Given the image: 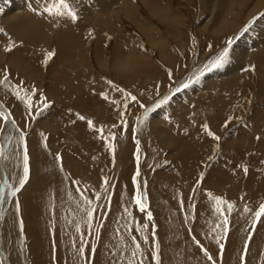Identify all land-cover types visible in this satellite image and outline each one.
Segmentation results:
<instances>
[{
  "label": "bare ground",
  "instance_id": "1",
  "mask_svg": "<svg viewBox=\"0 0 264 264\" xmlns=\"http://www.w3.org/2000/svg\"><path fill=\"white\" fill-rule=\"evenodd\" d=\"M52 1L53 0H12L10 4L11 6L14 7L12 10L13 12L12 11H11L12 13L9 12L10 14H8L7 16L3 18H5L6 23H8L7 24L8 30H10L11 34L15 36V38H17L19 41L22 40L27 43H31L32 46H35L36 44H38L36 46H39L40 44L42 45V48L43 46L49 47L48 50H46V53H52L54 52V50H56L54 55L47 56V60L50 61L49 62L50 64L48 63L47 66L51 65V71H50L52 72L51 77L52 79L56 77L54 79V83H57L58 88L59 86H61L62 90H60L58 94H54L50 96V94L47 93L45 96L49 98H55V99L58 97V95L60 97H63V98H60L61 100L60 99L58 100L67 102L68 110L65 112L66 114L64 115L65 120L70 119L72 115H76L79 119H80V116H83L85 117V119L82 120V123L71 120L69 122V125L71 127H68L67 125L64 126L61 124L54 125V123H51L52 120L49 121L47 119H44L41 123L40 122L38 123V121H41V120L37 121V120L32 119L29 122V124L25 126V124L28 122V115L30 113H33L32 109H37V106H38V105H32L34 104V99H36L35 95L30 93V91H28V89L25 87L21 86L17 88L16 85L12 83V80H11L15 77L13 78L8 77L9 81L7 82L8 87L10 86L9 88L11 89L12 94H10V92L6 90L8 87L5 88L3 85H0V95L4 97L5 102H7L9 106V108L7 109L11 110L10 111L11 113L7 109L5 111H7V113H9L10 116L12 115L11 117L13 118V120L16 118L15 120H17V122L16 121L15 122L18 123V126L20 127L16 131L19 133L22 132L23 134H25L24 137L27 143V148H28V153H29V167H30L29 181L25 184L24 188L20 192L17 193V196L16 197H13L11 195L7 196L6 192L4 193L6 194L5 195L6 197L3 199L2 203L5 202V207L7 209V212L3 216L4 217L3 219L6 218V221H8V224L10 220V223H11L10 230L13 229V225H16V224L18 225V223H20V221L22 220L23 228L25 229L24 239H26L25 242L22 241V246H23L22 252L23 253L21 255L20 253L18 254V252L15 249L12 233L5 232L4 240H5V243H7L8 248H9L8 255L10 256L11 262L14 264H128V260H130L129 258H132L130 257L132 255L129 253L130 243L132 242L133 245H135L136 242L140 240L139 241V243H141L140 249L142 251V254L146 256V260L144 262L141 259L140 257L142 255L141 251H138L137 255L134 258H132V261H130L129 264H141V262L144 264H155L153 262L154 254L152 251L153 250L152 249V236L150 235L149 231L146 232V230H148L147 228L144 230V234H141V232L139 231V227H138V226H142L145 224L140 219V215H143L142 212H140L139 209H137L138 206L136 205V203H134L135 195H136L134 184L138 177L137 176L138 171H136L137 168H136V163L134 160L135 157L133 155L134 150L136 149L135 144L133 147L134 142L130 141V144L127 145V142L124 139L123 140L121 139V141L118 143L117 148L115 149L116 158H115V162L113 163L115 173H113L110 176L107 175L108 174L106 172L107 169L105 170L102 164L103 162L102 157H106V156L98 152H95L93 154V157H91L92 158L91 164H93L92 165L93 168L91 171H89L90 172L89 175L91 176V174L93 173V169L95 165H96V171L93 175V178L90 177L91 180L89 181L87 180V182L82 180L85 174L81 173L79 169L73 164H71V161L67 160L65 157V154L68 153L67 145H71V143L72 144L78 143L75 138L80 139L81 148L77 146L76 148L73 149V153L74 152L76 153V151L78 152L79 150H81L85 154H87V151L90 148L88 143L92 144V141L89 140L90 138H92L91 137L92 131L96 127L98 128L101 127V124L98 121L96 109H89L87 105L88 104L87 101H82L81 103H78L76 100L77 94H80L81 91L84 89L83 81L92 76H95L92 71L94 70L95 72H98L94 64L91 62L89 55L93 57L94 59L99 60L100 62L108 61L107 59L109 56L103 52L104 42L103 43L100 42L101 39L102 40L105 39L107 41L109 36L113 37L110 40H108L109 43H111V45L113 43V39H116L115 45L110 50H111V55L114 57V60H115L113 62L112 73L117 75L118 72L126 73L127 71H129V69L131 68L129 67L130 65L132 66L135 65V66H139L140 68H143L142 63L137 64V62L140 60H146V59L148 60V58H150V53L152 50L150 48L145 49V46L147 45H145V42L140 40L142 36L146 38H150V39H154V38L156 39L160 37L161 39H163L166 37L165 30H164V33L162 32L161 34V31L159 28L160 26L158 27L157 25L156 27L155 25L149 26L150 25L148 24L149 21L146 24L145 20L147 19L143 17L144 14L142 15V12H141L142 10L141 6L143 5L147 6L146 7L148 9L147 13L152 14L153 16L161 20V22H163L164 25L169 24V21H172V24H174V26L178 30V33H175V34L170 33L169 35H171L170 38H172V41L174 40L178 42L177 47H179L182 50V54H181L182 58H179L176 61H170L168 57L165 60V63L168 65H172L176 68L180 67V70L178 69L179 70L178 73L183 72V70L188 67L189 69L190 68L196 69L198 66H201V62L203 58L206 57L212 45L207 44V46L205 45L204 47H200L201 52L196 54V51L198 52V49L194 48V44H193L194 42L192 43V40L190 39V36L192 33H191V30L189 31V29L191 27H188L189 23L187 22V18L182 16L184 15L185 12L183 13L181 12V14L179 13V8L181 6L175 4L176 0H74V6L76 7L75 11H77V17H78L75 20L67 16L57 17L47 12H44V9L46 7L51 6ZM56 1L58 2V0ZM182 1L184 2L182 3V5L187 2V0H182ZM199 1L200 2L203 1L202 5L207 7V11L205 10L200 11V15H201L200 20L203 21L202 23H199V24H202L201 29H199L200 33H203L206 30V28H209V35L213 39L214 38L220 39L219 36H223L222 32H227L228 35H230L234 31L235 32L239 31L241 35L239 40L237 38L238 41L235 40L233 43H230V47L228 48L230 57L228 56L227 63H225L223 67L219 69H215V71H211V73L207 72V74L205 75L207 77L206 81L213 82L211 83L212 86L216 84L220 86L222 89H227L231 91L233 88H236V84L240 80L239 76L247 75V71L249 72L253 71L251 70V68L250 69L245 68L247 62H252L253 63L252 66H254V68L257 70L258 69L263 70L264 68V14L261 15V17H259L260 14L264 12L262 11L263 8L261 9L262 1L261 0H251L250 1L251 7L248 8L247 15L246 13L244 15L245 16L254 15V13L256 11H259L260 9H261V12L260 14L250 19L254 23H251L248 21L245 26L243 25L244 20L240 22L241 19L239 18V17L241 18L243 17L241 16L242 15L241 3L244 2L245 0L244 1L243 0H199ZM246 1H249V0H246ZM190 4L192 5V3ZM20 5L25 6L27 9L22 10L21 7H19ZM33 8L37 9V11L34 12ZM100 8H103V9L99 10ZM105 8L108 10L107 12L108 17L107 18L105 17L106 19L102 18L103 15L98 13L100 11L104 13ZM185 9L186 8L184 7V10ZM107 10H105V12ZM193 10L195 9L193 8ZM13 14L14 15L16 14V16L13 17ZM185 16H187V14ZM147 17L149 16L147 15ZM101 18L103 20H101L100 23H93L94 20L98 21ZM40 19L47 20V21L43 22ZM128 19H130V21H128ZM148 20H150V18H148ZM127 22L132 23V25L135 24L136 27H134V25L133 27L130 26L129 23ZM248 23L250 26H247ZM158 25H161V23H159ZM95 26H99V27L97 28ZM93 27H95L96 30H94ZM137 34L140 35L141 37L140 39L139 37L137 38ZM193 34H194V31H193ZM165 40H166L165 42L167 43L166 38ZM162 41L163 40L159 42L163 43ZM166 43L164 44V46L166 45ZM188 43H191L190 46H192L193 48L187 47L186 44ZM177 47H176V50H177ZM27 50L29 53L31 52L29 51V49ZM174 50L175 49H173L172 51ZM82 51H83V56L81 55ZM55 54L57 56H55ZM100 54H101V57H99ZM42 55H45L43 51L41 52V56ZM15 58L16 57L14 53V56L11 55L10 60H9L12 63L14 70L21 72V71H24V69H28L25 66L28 64L17 61L15 60ZM84 61H85V66H83ZM25 62H28V61H25ZM30 62H33V61L31 60L28 63ZM147 63H148L147 61L146 63L144 62V64H147ZM150 63H151V60H150ZM32 64H33L32 66L30 65L29 66L34 71H38L37 69H39V65H37L35 62H33ZM244 64H245V67H244ZM165 65H163L164 67L163 66L161 67L163 68L162 72H166L168 70L167 65L166 66ZM55 66L58 67L59 70ZM87 66L91 67V70H92L91 73H89L88 75L85 74V69ZM202 66L204 67L205 65H202ZM186 70H185V73H186ZM5 73L6 71H3L2 76ZM45 74H42V75H45ZM66 80L68 82H66ZM262 80H263V83H260L261 93L258 94V99L264 100V75H263ZM57 81H60L61 84ZM251 83H254V82H251ZM251 85L254 86L253 84ZM184 90L185 89L181 90L183 91L181 96H180L181 91L177 92L176 89L175 91H170L172 92V94L169 93L168 95L170 96L169 101L171 104L167 103V106L161 108L160 110L156 111L154 109L153 111L148 112L151 122L153 123L151 124L155 126L156 129H157L159 120L163 117L165 112L169 111L170 108H172L173 106L177 108V106L181 103L184 105L187 104V102H184L183 100H186V101L189 100L190 97L192 96V91H189V93H187ZM16 91H19V97H17V95L15 96ZM43 91H44V88H43ZM14 92L15 94H13ZM20 97H24V99H21ZM216 98L218 99L217 100L218 105L222 104L219 102H221L223 99L225 100L228 99V98L221 97V96L220 97L216 96ZM229 99L226 100V102L224 103H228L230 106H232V108L230 109V111H232L234 106H233V103L231 102V98ZM26 101L30 104L28 105ZM154 105H152L150 108H152ZM59 106L63 109L62 104H59ZM212 106L211 108L207 110V112L209 113L208 115L209 120H210L209 123L212 122L213 123L212 126H214L211 129L212 133H214V130L215 131L217 130L216 134L214 133V135L220 137L219 140H221L224 143V152L228 151L231 153V155L228 154V156L226 157L228 163L225 162V164L226 163L231 164L233 167L234 163L236 164L238 162L243 168L246 169L250 160L252 159V158L249 159V157H252V151H251L253 149L252 140L255 136L253 137V135L251 134L254 131L264 128L262 127L264 125V104H262L263 106L262 107V106H258V104L255 103L254 104L255 110L251 111L248 114V116L245 118L246 120L244 121L240 119V121H238L237 124H235L234 126H231V125L222 126L225 120L226 121H231V120H229L228 117L227 118L224 117L225 112L218 114L217 112L218 106L216 108V111H215V108L213 109ZM188 107H189V104H188ZM142 108L143 107H140V109H138L139 111H136V112H140ZM246 112L248 113V111ZM22 115H25L23 122L20 120V118H22ZM199 116H200L199 118L203 119L201 113H199ZM205 116L207 118V115ZM164 117H166V114L164 115ZM178 117L179 115L177 113L174 115H171V118H172L171 121L172 120L175 121L174 119ZM218 117L220 119H218ZM53 120H54L53 122H55V119ZM141 120L142 119H140V121ZM88 121H92V124L89 125ZM114 121L116 120H112L110 121V123L116 124ZM163 121L164 119L162 120V122ZM171 123L169 125H171ZM2 127L5 128V125H3ZM157 131L159 130L157 129ZM97 133L99 136H101L99 134V131ZM74 134L75 135L77 134L76 137L73 136ZM15 138H18L17 134ZM131 138H132V135H131ZM199 139L201 140V138ZM204 140L206 139L204 138ZM16 142L17 144H19L20 142L21 149L18 153L15 154L16 155L15 158L17 157L20 158V163L18 167L19 172L15 175V178L13 176L14 180L12 179L13 182H11L13 187L18 186V179L19 177L22 176V169H23L22 153H23L24 143L19 138H18V141L16 140ZM51 142H56L53 148L50 145ZM234 144L235 146H233ZM170 145L171 144H169V146ZM10 149H11V146L7 149V154L11 153ZM154 149L155 148H152V151H147V148H145V150H142V153L140 152L141 155H144V157L142 158V162L144 163L143 164L144 169H142V173L139 175L140 187H142L141 191L143 189L148 188V191H145V190L144 191L149 192L150 199L151 197L160 198V199L162 198L170 199V197L173 196V193L175 192L174 191L175 186L163 185V182H161V179L158 176L153 175L152 177H149V174H148L149 172L146 171V167H145L146 163H147L146 166H149V163H150L149 161L154 162L152 160L154 157ZM206 149L207 151H205L206 153L204 154L203 157H205L206 159H209V157L211 156V152L209 151V146L208 148L206 145L202 146V151ZM12 157H13V154L11 155V158ZM189 160L191 162L196 161L192 157ZM7 163L8 161H4V164L2 163V169H4L6 173H8L7 168H9L7 167ZM11 164L12 163H10V166ZM185 164L187 163L184 162V165ZM262 164L264 163L262 162ZM230 169L229 171H231ZM0 170H1V167H0ZM237 173H240V170L235 169L234 173L232 172L230 177L223 176V175L218 176V178H215L213 182L212 180H210V185H212V187L217 188V190L219 189L220 191H222V193H225V195H226V192L227 193L229 192V194L232 191L237 192V190L234 191V189H236L235 185L231 189L232 187L231 178L232 176H234V174H237ZM251 174H252V171L250 170V173L248 175L250 176ZM257 174H260L261 176L263 173H260L259 171L257 172ZM7 175L8 174H6V176ZM97 176L98 178H96ZM176 177L178 178L177 181H179L182 178L177 175ZM105 179L108 180V184L104 183ZM228 182H230L231 186L227 184ZM192 183L190 184V187L189 186H187V188L185 187L187 189L188 194L187 195L184 194V198H182V202L184 201V203L182 204H187L185 202V200L189 199L187 196L192 195L190 194L191 190L194 188V185ZM145 184L147 185L146 187H144ZM203 185L201 187L202 189L201 198L197 204L190 205L191 210L192 209L195 211L198 210L200 208L199 206L202 200H205V202L209 204V207L211 205L216 208V203L213 199L212 200L214 201V203L213 204L209 203L210 201H208L207 194L205 193L206 189L204 190ZM227 188L231 191H226ZM179 189L181 190V188ZM114 190L115 191L117 190L116 191L117 198H116L115 204L118 209V212L116 213L114 212V214L110 212L106 216L105 218L106 222L102 223L103 230H101L100 234L97 235L96 232L98 231L99 225L101 224V221H102L101 217H104V212L106 208L105 199L109 195H111ZM81 193H83L84 195H86L87 197L95 201V204L93 205V207L98 206V210H99L98 214L99 213L101 214V215L99 214V216H97L98 215L97 214L94 217V223L92 225L91 231L86 226H84L81 222V231L83 233V240H81L80 238L81 233L77 232L75 228V224L78 221H80V217L83 216L80 203H78V201L83 200V196L81 195ZM97 196H99L98 199H96ZM219 197H221L224 201H226V198L224 196H219ZM226 202H229V201H226ZM17 203L19 205V209H17L16 207ZM161 203L162 202L155 204V206L153 207H155V211L158 214V219H160V221H158L160 222V225H159L160 228L157 226V229H155V232H156V235H158V237L160 236L159 237L160 239H158L156 243L159 244V247L161 246L163 248V253H161V257H163V264H213V261L212 260L210 261L208 259V255L205 254V251L201 250V244L200 246H198L195 243V241L198 240L199 232H201L200 234L201 235L203 234V236H210V235H207L205 231L202 230L197 225V222L194 221L195 217L194 218L192 217L193 218L192 220L191 214H189L190 209L188 208L187 210L184 211L188 215L187 217L188 219L185 220L184 218L180 217L181 213L180 215H179V212L176 213L177 212L176 210H175L176 212H175L174 217L169 216L168 208L165 206V204H161ZM204 206L206 209L207 205H204ZM236 207L235 208L233 207V209L229 211L227 209V204L221 205V208L226 209L228 212L239 210L240 207L238 208ZM125 208H127L128 211L132 213L131 217H129L127 212H125ZM205 209L203 208V211ZM223 210H222V216L224 215ZM64 213L68 221H66V218L64 217ZM218 216H219V213L217 214L214 213L212 217L216 225H220L218 228H216L217 229L216 231H218L219 228L221 227L223 228L224 226L223 223L217 224L218 218H219ZM227 217H228V222L232 220L231 224H234L235 222L237 223L236 217L232 215L227 216ZM122 220H123L122 224L119 225V223ZM129 220H131V223L129 222ZM220 221H221V217H220ZM209 222L211 224L213 223L211 221ZM132 223L134 224L133 227H131L130 229L126 228V225L132 226ZM231 227L233 228L234 226L232 225ZM239 227L240 226H238V229H240ZM194 229L199 231L198 233L196 231V233L198 234L197 236L194 234V231H193ZM118 230H119V233L117 234ZM239 232L241 231H238L237 234ZM95 233L97 235L96 239L94 237ZM234 234H232L229 238V242L232 243V245L229 244L230 245L229 252L232 253V257L229 258V256H226V255L224 256L225 252H223V254H221L220 256L217 255V257L215 258L218 261L220 260L224 261L222 264H240V258H241L240 254L242 252L240 251V249L244 247V243L241 245V248L239 249L238 248L239 246L237 245H239L241 242L237 239V237H235ZM144 235L148 236L147 243L144 241ZM242 235H241V238H242ZM245 235L246 234H244L243 236ZM132 236L136 237L135 241L132 240ZM203 236H200V237H203ZM211 236L213 237V235ZM153 238H154L153 241H155L156 237H153ZM254 238L256 239V241L254 242L253 240L254 243L249 244V247H248L249 250L247 249L248 252L245 253L247 264H264V255L262 256V253L264 251L262 252V250H260L261 248L260 246L264 245V240H263L264 230H259L257 232V235ZM174 240H178L176 244L178 248H180L181 252L176 248L177 246L174 247L172 245V244H175ZM85 244L87 245V247L85 248L84 253L83 254L78 253L77 250L80 249L82 245H85ZM203 246L205 247V245ZM92 247L95 248L94 253L91 252ZM226 247H228V245ZM183 248L185 250V253L187 254L186 258H184L185 253L183 254V250H182ZM238 256L240 257L238 258ZM242 256H243V253H242ZM244 263L246 262L244 261ZM215 264H218L217 261L215 262Z\"/></svg>",
  "mask_w": 264,
  "mask_h": 264
},
{
  "label": "rangeland",
  "instance_id": "2",
  "mask_svg": "<svg viewBox=\"0 0 264 264\" xmlns=\"http://www.w3.org/2000/svg\"><path fill=\"white\" fill-rule=\"evenodd\" d=\"M11 1L12 0H0V7H2V10H0V59H1L0 60V79H3L4 76L11 77V78L15 77V78L11 79L12 83H14L16 86H19V87L22 86V87L27 88L28 91H30V93L35 95L36 99L32 98V99H34V104H32V105H38V106H37V109H32L33 113H30L28 115V122L25 124V126L28 125L32 119L37 120V121L41 120V121H38V123L39 122L41 123L44 119H47L49 121L52 120L51 123H54V125L55 124H58V125L61 124L64 126L67 125L68 127H71L69 125V122L71 120L82 123V120H80L76 115H72L71 118L68 120L64 119V115L66 114L65 112L68 110L67 102L58 100V99L63 98V97H60L58 95V97L55 99V98H49V97L45 96L47 93H49L50 96H52L54 94H58V92L60 90H62L61 86H59V88H60L59 89L57 86V83H54V79L56 77L53 79L51 77V74H52V72H50L51 71V65L47 66V64L50 61L47 60V56H49V53H46V50H48L49 47L43 46V48H42V45H40V44H39V46H36L38 44H36L35 46H32L31 43H27V42L22 41V40L19 41L17 38H15V36H13L11 34L10 30H8V28H7L8 23H6L5 18H3V17H5L8 14L13 12L12 10L14 7L11 6V4H10ZM250 1L251 0H249V1L245 0L244 2L241 3V12H242L241 16H243V17L242 18L239 17V18L241 19L240 22H242L244 20L243 21L244 24L241 23L244 26L246 25V23L248 21L251 23H254L250 19H252L256 15L260 14L262 8H263L262 11H264V0H261L262 1L261 9L259 11H256L254 13V15L245 16L244 14L246 13V15H247L248 8L251 7ZM56 3H57V1L53 0L51 2L50 7H53ZM182 3H184L182 0H176L175 4L181 6L179 8L180 14H181V12L182 13L185 12L184 15H182V16L187 18V22L189 23L188 27H191L190 29L189 28L188 29H189V31L191 30V33H192L190 36V39L192 40V43L194 42L193 43L194 48L198 49V52L196 51V54L201 52L200 47H204L205 45L207 46V44L212 45L211 46L212 50L210 49V51L208 52L206 57L203 58V60L201 62V66H198L199 68L197 67L196 69L190 68L191 70L188 67L186 69H188L189 71L184 69L183 72L178 73V71L180 70V67L176 68L172 65L166 64L165 60L168 57H169L170 61H176L179 58H182L181 57L182 50L179 47H177L178 42L174 41V40L172 41V38H170L171 35H169L170 33L171 34L178 33V30L176 29L174 24H172V21H169V24L164 25V23L161 22V20H159L158 18H156L152 14L147 13L148 12V9L146 8L147 6H145V5L141 6V9L143 10V11L141 10L142 15L144 14L143 17L147 19V20H145L146 24L149 21V23H148V24H150L149 26H151V25H155V27H156V25H157V27L160 26L159 28H160L161 34H162V32L164 33V30H165L166 31L165 32L166 33L165 38L167 39L168 44L165 42L166 40H165V38H163V36H162L163 39H161V37L156 38V39L155 38L150 39V38H146L143 36L141 38L140 35L137 34V38L138 37H139V39L141 38L140 40L145 42V45H147V46H145V49L150 48L152 50L150 53V58H148V60L147 59L146 60H140L137 62V64L142 63L143 68H140L139 66H135V65L134 66L128 65L129 67H131L129 69V71H127L126 73H119L118 72V74L115 75L114 73H112L113 62L115 60H114V57L111 55L110 49L115 45L116 39H113L112 45H111V43H109L108 40H110L113 37L109 36L107 41L105 39H103V40L101 39L100 42H102V43L104 42L103 43V45H104L103 52L109 56L107 59L109 62L108 61H107L108 63L103 62V61L100 62L99 60L94 59L93 57H91L89 55L91 62L94 64V66L96 67L98 72H95L94 70L92 71L91 67H89V66L86 67V69L88 68L87 69L88 71L85 69V74L88 75L92 71L95 76H92L86 80L82 79V80H84L83 81L84 89L81 91L80 94H77L76 100L78 103H81L82 101H87L88 102L87 105H88L89 109H96L98 121L100 122L101 126H103L104 132H103V134H101L99 132V134L101 135V136H99L97 133L99 128L98 127L94 128V130L92 131V135H91L92 138L89 139L92 141V144L88 143L90 148L87 151V154H85L81 150H79L78 152L76 151V153L75 152L73 153V149L76 148L77 146L79 148H81L80 139L75 138L78 143H76V144L71 143V145H67L68 153L65 154V157L67 160L71 161V164L76 166L81 173L85 174V176H84V178H82V180L87 182V180L89 181V180H91V178H93V175L96 171V165H95L94 169H93V173L91 174V176L89 175L90 174L89 171H91L93 168V166H92L93 164H91L92 163L91 157H93V154L95 152H98V153L106 156V157H102V160H103L102 164H103V167L105 168V170L107 169L106 170V172L108 173L107 175L110 176L113 173H115L113 163L115 162V158H116L115 149L117 148L118 143L121 141V139L122 140L124 139L127 142V145L130 144V141L134 142L133 147L135 144L136 149L134 150L133 155L135 157L134 160H135L136 168H137L136 171H138L141 174L142 169H144V166H143L144 163L142 162V158L144 157V155H141L142 150H145V148H147V151H152V148H155L154 149V157L152 159L154 162L149 161L150 162L149 166H146L147 165V163H146V165H145L146 171L149 172L148 173L149 177H152L153 175L158 176L161 179V182H163V185L175 186L174 187L175 192L173 193V196H171L170 199H167V198L166 199H163V198L160 199V198H153V197H151V199H150L149 192H145V191H148V188L143 189L141 191L142 187H140L139 176L137 177V179L135 181L136 185L134 184L135 193H137V191L139 190L140 192H142L144 194L143 199H145V200L147 199L146 200L147 201V207H149V208H146V210H145L146 212H143L142 213L143 215H140V219L144 222V224H149L148 228H147L148 230H146V232L149 231L150 235L152 236V249H153L152 251H153L154 257H155V253H156V251H155L156 242L158 239H160L159 238L160 236L158 237V235H156L155 229H157V226L160 228V226H159L160 222H158V221H160V219H158V214L155 211V207H153V206H155V204L162 202L161 204H165V206L168 208L169 216H171V217H174L175 212L177 211L176 213L179 212V215L181 213V215H180L181 218H184L185 220H187L188 215L184 211L187 210L188 208L190 209L189 214H191V218L195 217L194 221L197 222V225L202 230H204L207 235H210V236L213 235V237L212 236L211 237L210 236H203V234L202 235L200 234L201 232L197 231L196 229L193 230L194 234L196 236L198 235L197 234L198 232H199V235H198L199 237L203 236L200 238L198 237L199 242L201 241L200 244L202 246L205 245V247L204 246L201 247V250L206 249L207 253L209 255H211V257L214 259V260L212 259V261H215V262L217 261L218 264L219 263L222 264L224 261L216 260L215 258L217 257V255L220 256L221 254H223V252H225L224 256L225 255L229 256V258L232 257V253L229 252V247H230V245H232V243L229 242V238L235 232V234H234L235 237H237V239L241 242L239 245H237V246H239L238 248L240 249L241 245L244 243V247H242L243 249L242 248L240 249V251H242L240 254L241 255L240 264H242V263L247 264V259H246L245 253H247L249 250V248H248L249 244H252L256 241V239L254 237L257 235V232L259 230H264L263 229L264 228V215H262L260 217L258 222H256V223L253 222L255 211H257L259 209V206L261 204H264V183H263L264 182V164H262V162L264 163V133H262V132H264V130H263L264 128L259 129L257 131H254L251 134V135H253V137L254 136L255 137L252 140V143H253V147H252L253 149L251 150L252 151V157H249V159L250 158H252V159L250 160V162L246 168V171H245V168H243L240 165V163H238V162L236 164L234 163V165L232 167L231 164H227L228 161H227L226 157L228 156V154L231 155V153L228 151L224 152V143L221 140L214 139V137H216L215 135L210 136L208 134L209 131H211V133H212L211 129L214 126H212V124H213L212 122L209 123L210 122L209 116H208L209 113L207 112V110L209 108H211V106L213 105L212 107H213V109L215 108V111H216V108L218 106V111H217L218 114L225 112L224 117L225 118L228 117L229 120H231V121L225 120V122H224V124H222V126H226V125L234 126L235 124H237L238 121H240V119L245 121L246 120L245 118L248 116V114L251 111L255 110V108H254L255 103H257L258 106H262V104H264V100L258 99V94L261 93L260 92L261 91L260 90V87H261L260 83H263L262 79H263V75H264V68H263V70L262 69L257 70L254 68V66H252L253 65L252 62H247L246 67L244 64V67L246 69L251 68V70H253V71L252 72L247 71V75L239 76L240 80L238 81V83L236 82L237 83L236 88H233L231 91H229L227 89H222L220 86H218L216 84H214L216 86L213 85L214 86V88H213V86L211 85V83H213V82L212 81L211 82L206 81L207 77L205 75L207 74V72L211 73V71H207V70H204L203 75L199 76V80L196 83H192L189 87L184 88L183 85L185 83L190 82V79L195 80L196 77L200 74V72L204 69V67L202 65H206V64H208L209 61L214 60L217 57V55H219L225 49V47L229 48L230 43H233L235 40H237V38L239 40L241 35H240L239 31L236 30L237 32L234 31L230 35H228L227 32H222L223 36H219L220 39H216V38L213 39L209 35V28H206V30L203 33H200L199 29H201L202 24H199V23L203 22L200 20V17H201L200 11L201 10L207 11V7L203 6L202 5L203 1L200 2L199 0L198 1L197 0H193V1L187 0V2L183 5H182ZM190 3H192V5ZM70 4L73 7V9L76 10V7L74 6V0H70ZM197 4H198V6H197ZM19 7H21L22 10L27 9L25 6L20 5ZM184 7L186 8L185 10H184ZM193 8L195 10H193ZM102 9L103 8H100L99 10H102ZM182 9H183V11H182ZM105 10H107V9L105 8ZM105 10H104V13L101 11L98 12L99 14L103 15L102 18H104V19H106L108 17L107 16L108 10L106 12H105ZM17 12H18V10H17ZM76 13H77V11H76ZM194 13H195V15H194ZM186 14H187V16L188 15L189 16L188 17L185 16ZM263 14H264V12H262L259 17H261V15H263ZM147 15L149 17H147ZM14 16H16V14L15 15L13 14V17ZM247 17H249V18H247ZM102 18L98 21L94 20L93 23H100V21L103 20ZM148 18H150V20H148ZM14 20H16V19H14ZM40 20L43 22L47 21V20H42V19H40ZM245 20H247V21H245ZM128 21H130V19H128ZM127 23H129V25L132 27H133V25H134V27H136L135 24L132 25V23H130V22H127ZM159 23H161V25H158ZM247 26H250L249 23ZM95 27L98 28L99 26H95ZM95 27H93L94 30H96ZM137 28H138V26H137ZM193 31H194V34H193ZM160 39L163 40L162 41L163 43L164 42L166 43L165 46H164L165 43L164 44L160 43L161 42ZM169 39H171V40H169ZM169 41H171L173 43H171ZM108 43L111 47L108 45ZM170 45H172V46H170ZM190 45H191V43L186 44L187 47L193 48ZM176 47H177V50H176ZM9 49H11L10 52H9ZM27 49H29V51H31V52L29 53ZM32 49H34V50H32ZM173 49H175V50L172 51ZM42 51L45 53V55L41 56ZM107 51L109 54L107 53ZM55 52H56V50H54V52H52L53 55ZM14 53H15V57H16L15 60L28 64V65H25L28 69H24V71H21V72L13 69V65L9 60H10L11 55L14 56ZM81 55L83 56V51L81 52ZM178 55H179V57H178ZM3 56H4V58H3ZM26 56H28V57H26ZM55 56H57V55L55 54ZM32 57L35 59H33ZM99 57H101V54ZM30 59L33 62H35L37 65H39V69H37L38 71H34L30 67L33 65L32 64L33 62L28 63L29 61H31ZM150 60H151V63H150ZM152 60H153V62H152ZM25 61H28V62H25ZM42 61H43V63H42ZM143 61L145 63L147 61L148 65L144 64ZM165 64L167 65L168 70L166 72H162L163 68H161V67ZM83 66H85V61L83 62ZM107 67H109V68H107ZM200 67H202V68H200ZM56 68L59 70L58 67H56ZM45 69H46V71H45ZM215 69H219V68H214L212 71H215ZM185 70H186V73H185ZM3 71H6V73L3 74V76H2ZM30 71H31V73H30ZM254 72H255V74H254ZM183 73H185V74H183ZM42 74H45V75H42ZM29 78H31V79H29ZM38 79H39V81H38ZM241 79H243V80H241ZM247 79H249L250 81ZM48 80H50V81H48ZM8 81H9V79L7 80V82ZM109 81H111L112 83L109 84ZM27 82H29V83H27ZM57 82L60 83V81H57ZM66 82H68V81L66 80ZM251 82H254V83H251ZM242 83H243V85H242ZM251 84H253L254 86H252ZM9 87L6 90L9 91L10 94H12L11 89ZM178 87L181 90L185 89L184 91H186L187 93H189V91H192V96L187 101L183 100L184 102H187V104L184 105L181 103L178 106L175 105V106H177V108L173 106L172 108H170L169 111L164 113V115L166 114V117H164V115H163V117L159 120V123L157 125V129L159 131H157L155 126L152 125L153 123L151 122L149 114H147L146 119L144 118L145 107H143L140 110V112H136V111H139L138 109H140V107H142V105L150 108L152 105H154L158 101L162 100L163 99L162 97L167 96L169 93L172 94V92H170V91H175V89ZM43 88H44V91H43ZM39 89H41V90H39ZM117 89L124 90L125 94H122L121 91H118ZM182 92L183 91H181L180 96L182 95ZM103 93L107 94V99H105V95ZM127 93H130L131 95L136 96L137 100L133 101L130 98V96L126 95ZM13 94H15V92ZM15 96H16V94H15ZM42 96H44V97H42ZM216 96L217 97L221 96V97H225L228 99L231 98V102L233 103V106H234L232 111H230L232 106H230L228 103H224L228 99H226V100L223 99L221 102H219L222 104L218 105L217 104L218 99L216 98ZM17 97H19V96H17ZM83 97H84V99H83ZM0 101H1L0 105H2V107H0V109L1 108L4 109V110H2V109L1 110L7 113V111H5V110L7 108H9V106H8L7 102H5L4 97L1 95H0ZM3 102H4V104H3ZM45 103L48 104L47 108L43 107V105ZM167 103L171 104L169 100ZM167 103L161 104V106L158 107L159 109L155 108V110L157 111V110H160L161 108L167 106ZM27 104L29 105L30 103L27 102ZM59 104L63 105V109L59 106ZM188 104H189V107H188ZM125 105H127V107H125ZM208 106H210V107H208ZM245 108H247V109H245ZM7 110H9V109H7ZM35 110H36V112H35ZM176 110H178V111H176ZM181 110H182V112H181ZM10 111L11 110H9V112ZM175 111L179 115V117L174 119L175 121L172 120L173 121L172 122L171 121V119H172L171 115L176 114ZM246 111H248V113ZM172 113H174V114H172ZM199 113L202 114L203 119L199 118L200 117ZM205 115H207V118ZM11 116H10V119L7 121L8 123L4 122L3 118L0 117V147L3 148L4 155H5V157H7L6 159H0V167H1V170H0V179H1L0 185H1V187L0 188H4L6 183L12 185L11 182H13L12 181L13 176L15 178V175L19 172L18 167H19V163H20V158H18V157L15 158L16 157L15 154L20 151L21 144H20V142H19V144H17L16 140L18 141V138L23 133L22 132L19 133L16 131L20 127L18 126V123H16L17 120H15L16 119L15 116H14V118H15L14 120ZM24 118H25V115H22V118H20V120L23 122ZM166 118H167V120H166ZM53 119H55V122H53L54 121ZM140 119H142V120L140 121ZM163 119H164V121L162 122ZM218 119H220V118L218 117ZM112 120H116V121H114L116 124L110 123V121H112ZM13 121L14 122L16 121L15 126L13 125ZM168 121H169V123H168ZM175 122L178 124H176ZM160 123H161V125H160ZM170 123H171V125H169ZM128 124H129V126H128ZM3 125H5V128L2 127ZM132 125H133V127H132ZM204 125L208 126L207 129L204 127ZM262 127H264V125ZM132 128L134 131L132 130ZM165 128L167 129V131ZM135 130H137V131H135ZM13 132H15V133H13ZM216 132H217V130L216 131L214 130L215 134H216ZM110 133L114 134V136H110L109 135ZM16 134H17L18 138H15ZM135 134H137V135H135ZM23 135H25V134H23ZM76 135L74 134L73 136L76 137ZM131 135H132V138H131ZM219 136H221V135H219ZM7 137H8V139H7ZM9 137H11L12 139L9 140ZM221 137H223V136H221ZM199 138H201V140ZM204 138L206 140H204ZM83 139H85V138H83ZM23 143H24V141H23ZM109 143L114 145L113 149H110L108 147ZM55 144H56V142L50 143L52 148L55 146ZM169 144H171L170 146H172V147H170ZM204 145H206L207 148L209 146V151L211 152V156L209 157V159H206L205 157H203L204 154L206 153L205 151H207V149L202 151V146H204ZM6 146H8V147H6ZM10 146H11V149H10L11 153L7 154V149ZM233 146H235V144ZM143 147H145V148H143ZM113 152H115V153H113ZM12 154H13V157L11 158ZM260 156L263 160L260 158ZM191 157L193 159H195L196 161L191 162L189 160ZM4 161H8V163H7V167H9V168H7L8 173H6V171H4V169H2V163L4 164ZM184 162L187 164L184 165ZM225 162H227L226 163L227 165L225 164ZM10 163H12L11 166H10ZM105 163H106V165H105ZM249 167H250V169H249ZM187 168L188 169L190 168V169L188 170ZM11 169H12V171H11ZM229 169L231 171H229ZM235 169L240 170V173L234 174V176H232V178H231V182H232L231 183L232 184L231 189L235 185L236 189H234V191L237 190L238 193L232 191V192H230V194H229V192L228 193L226 192V195H225V193H222V191H220L219 189L217 190V188L212 187V185H210V180H212V182H213V180L215 178H218V176H221V175L230 177L231 173L232 172L234 173ZM190 170H192V171H190ZM250 170L252 171V174L250 175L251 177L248 175L250 173ZM261 170H263V171H261ZM15 171H17V172H15ZM256 171L257 172L260 171V173H263V174L260 176V174H257ZM198 172H199V174H198ZM104 173H105V171H104ZM6 174H8L7 175L8 178H7ZM175 174L179 177H182V178L179 181H177L178 178L176 177ZM257 175H258V177H257ZM96 178H98V176ZM108 180H109V178H108ZM256 180H257V182H256ZM250 182H251V184H250ZM191 183L194 185V188L190 192V194H192V195L187 196L189 198L188 200H185V202L187 204H182V203H184V201L182 202V198H184V194L185 195L188 194L186 188H187V186L190 187ZM227 184L229 186H231L230 182H228ZM202 185H203L204 190L206 189L205 193L207 194L208 201H210L209 203H211V204L214 203V201L212 200L213 198L208 195V193L212 191L211 193L212 194L214 193L213 196H224L226 198V201L233 203L234 208L236 207V205H237L236 208L240 207L239 210H236L233 212L231 211L232 213L228 212L224 208H223L224 210L222 209L224 215L226 214L227 216L232 215V216L236 217L237 223L235 222L234 224H231L232 220H230L227 224H224L223 218H222L224 215L222 216V213H219V216H218L219 218H218L217 224L223 223L224 226H223V228L221 227V228H219L218 231H216L217 230L216 228H218V227H217L216 223L213 221L212 217H213L214 213L217 214V212L215 210V207H213L211 205L209 207V204L206 203L205 200H202V202L199 206L200 208L203 207L205 209L204 205H207L206 209L204 211H203V208H201V209L199 208L196 211L193 209L191 210L190 205L191 204H193V205L197 204L201 198V194H202L201 187H202ZM146 186L147 185L145 184L144 187H146ZM196 186H198V187H196ZM238 186L239 187L241 186V187L239 188ZM179 188H181V190ZM228 188L226 191H231V190H229L230 188L229 189ZM4 189H5L4 193L6 192V194L8 196L9 190L7 188H4ZM238 189L241 191H239ZM116 191L114 190L113 193L111 194L112 196L109 195L105 199V207L107 208V212H104V217L101 221V224L103 222H106L105 218L110 212H112L113 214H114V212L115 213L118 212V209H117L116 204H115L116 198H117V192ZM234 193H236V194H234ZM6 194H4L3 197H0V215H1L0 216V254H1L0 255V263L1 264H14L11 262L10 256L8 255L9 248H8L7 243H5L4 235H5V232H7V233L11 232L12 233L13 239H14L15 249L18 252V254L20 253L22 255V253H23L22 252L23 251L22 241H24V242L26 241V239H24V237H25L24 230L25 229L23 227L21 228L20 223H18V225L17 224L13 225V229L10 230V224H11L10 220H9V224H8V221H6V218L3 219L4 218L3 216L7 212V209L5 207V202L2 203L3 199L6 197L5 196ZM177 194L179 195V197ZM227 194H229V195H227ZM197 197H199V198H197ZM96 199H97V197H96ZM137 209H139V206L137 207ZM249 209L251 211H249ZM147 210L152 212L153 219L151 221L147 217V212H148ZM234 212H235V214H234ZM65 213H64V217H65ZM99 214L97 216H99ZM220 217H221V221H220ZM193 218H192V220H193ZM66 221H68L67 218H66ZM209 221L213 222L212 223L213 225ZM122 222H123V220L119 223V225L122 224ZM129 222L131 223V220H129ZM188 222H189V220H188ZM200 224H202V225H200ZM152 225H153V227H152ZM232 225L234 226L233 228L231 227ZM133 226H134V224L132 223L131 227H133ZM238 226H240L239 228L241 230L238 229ZM261 227H263V228H261ZM152 228H154V229H152ZM245 228H247V229H245ZM149 229H151V230H149ZM225 229H228V230L225 231ZM237 229H238V231H241L238 234H237V232H238ZM101 230H103V228L99 227L98 231L96 232L97 235L100 234ZM244 230H246V231H244ZM196 231H197V233H196ZM96 233L94 234L95 239L97 238ZM118 233H119V230L117 231V234ZM153 233H154V235H153ZM242 234L243 235L246 234V235L243 236ZM241 235H242V238H241ZM153 237H156L155 241H153V239H154ZM217 239H219V243H217ZM253 240H254V242H253ZM261 240H260V242H261ZM174 241H175V244H172V245L174 247H176L177 246L176 242H178V240H174ZM200 244L199 245L197 244V245L200 246ZM220 244L224 245L223 249L220 248ZM227 245H228V247H226ZM260 247H261L260 250H262V252H263L264 251V245H262ZM140 248H141V243H140ZM176 248L181 252V250H180V248H178V246ZM133 250H135V245H133V243L131 242L130 247H129V253L131 254ZM182 250H183V254H184L185 253L184 248ZM159 251L160 252L158 254L160 257V264H163V257H161V253H163V248L161 246L159 247ZM219 252H221V253H219ZM242 253H243V256H242ZM185 254H184V258H186V256H187V254L186 255ZM263 255H264V252L262 253V256ZM130 257L134 258L133 256H130ZM140 257L145 262L146 256L142 254ZM154 257H153V262L156 264V260ZM239 257L240 256H238V258ZM132 258H129L130 260H128V264L130 261H132ZM244 261L246 263H244ZM142 264H144V263H142Z\"/></svg>",
  "mask_w": 264,
  "mask_h": 264
},
{
  "label": "snow or ice",
  "instance_id": "3",
  "mask_svg": "<svg viewBox=\"0 0 264 264\" xmlns=\"http://www.w3.org/2000/svg\"><path fill=\"white\" fill-rule=\"evenodd\" d=\"M0 10H2V7H0ZM33 11L35 12V11H37V9L33 8ZM44 12H47V13L52 14V15L57 16V17L67 16V17H70L73 20L78 18L76 11L73 9V7L70 4V0H58V2L53 7H46L44 9ZM10 50L11 49H9V51ZM51 55H53V53H49V56H51ZM228 56H229V50H228V47H225V49L214 60L209 61L208 64H206L204 66V69L200 72V74L196 77L195 80H191L190 79V82L185 83L183 85V87L187 88L192 83H196L199 80V76L203 75L204 70L212 71L214 68L223 67L224 64L227 63V61H228ZM7 80H8V77L4 76L3 79H0V85H3L5 88H7L8 87ZM111 83L112 82L109 81V84H111ZM16 87L19 88V86H16ZM117 90L121 91L122 94H125L124 90H122V89H117ZM180 90L181 89L179 87L176 88L177 92H179ZM16 95L19 96V91H16ZM104 95H105V99H107V94H104ZM126 95L130 96V98L133 101L137 100V97L134 96V95H131L130 93H127ZM20 98L24 99V97H20ZM169 99H170L169 96L163 97V99L158 101L152 108H148V107L142 105V107H145L144 118L145 119L147 118L148 112L153 111L155 108L160 107L161 104H163V103H167ZM0 107H2V105H0ZM43 107L47 108L48 104L45 103L43 105ZM125 107H127V105H125ZM0 117L3 118L4 122H7L10 119V114L6 113L4 111H0ZM80 119L84 120L85 117L80 116ZM88 123H89V125H91L92 121H88ZM13 125L15 126V122L14 121H13ZM204 127L207 129L208 126L204 125ZM98 131L101 134H103V132H104L103 126H101L98 129ZM208 134L210 136L214 135L213 133H211V131H209ZM109 135L110 136H114V134H111V133ZM19 139L21 141H24V148H23V153H22V159H23L22 176L19 177L18 186H16V187H13L11 184H7V183L5 184V188H7L9 190L8 194L13 196V197L17 196V193L20 192L24 188L25 184L29 181V178H30L29 153H28L27 143H26V140H25V137H24L23 134H21ZM214 139L219 140L220 137L216 136V137H214ZM9 140H11V137H9ZM108 147L110 149H113L114 145L109 143ZM6 158L7 157H5V155H4L3 148L0 147V159H6ZM245 171H246V169H245ZM139 175H140V173L137 172V176H139ZM104 183L108 184V180L105 179ZM106 191H107V189H106ZM3 195H4V188H0V197H3ZM81 195L83 196V200L82 201H78V203H80V207H81V211L83 212V216H81L80 217V221H78L75 224V228H76L77 232L81 233V237L80 238H81V240H83V233L81 231V222H82V224L84 226H86L91 231L92 230V225L94 223V217L98 214L99 210H98V206L97 207H93V205L95 204V201L93 199L87 197L83 193H81ZM143 195L144 194L138 190L137 193H136V196H135V203L139 206V211L142 212V213L145 212V210L147 208V201L145 199H143ZM208 195L210 197H212L213 200L215 201V203H216L215 210H216L217 213H222L221 205H224V204H227V209L229 211L233 209L234 205L232 203L224 201L219 196H213V194L211 192H209ZM98 198H99V196H97V199ZM16 207H17V209H19L18 203H17ZM106 211H107V208H105V212ZM249 211H251V210L249 209ZM125 212H127L129 217L132 216V213L129 212L127 208H125ZM262 215H264V204H261L259 206V209L257 211H255L253 222L254 223L258 222ZM147 217H148V219L150 221L153 219L151 211L147 212ZM101 219H103V217H101ZM223 223L224 224L228 223L227 215L223 216ZM20 225H21V228H22L23 227V221L22 220L20 221ZM219 226L220 225H217V227H219ZM99 227L103 228V224H100ZM138 227H139V231L141 232V234H144V230L146 228H148V225L145 224V225L138 226ZM126 228L130 229L131 225H126ZM225 231H227V229H225ZM153 235H154V233H153ZM132 240L135 241L136 237L132 236ZM144 241L146 243L148 242V236L147 235H144ZM195 243L198 244V245L200 244L199 240H196ZM217 243H219V239H217ZM86 247H87L86 244L82 245V247L77 250L78 253L83 254ZM201 247H203V246L201 245ZM223 247H224V245L220 244V248L223 249ZM94 251H95V248L92 247L91 248V252L94 253ZM138 251H141V249H140V243L137 241L136 244H135V250H133L132 253H131L132 256L135 257L137 255ZM155 251H156V255H155L154 258L156 260V264H160V257H159V254H158L159 253V244L158 243H156ZM204 251H205V254L208 255V259L211 261L212 260L211 255H209L207 253L206 249H204ZM141 254H142V251H141ZM141 264H142V262H141ZM213 264H215V261H213Z\"/></svg>",
  "mask_w": 264,
  "mask_h": 264
}]
</instances>
